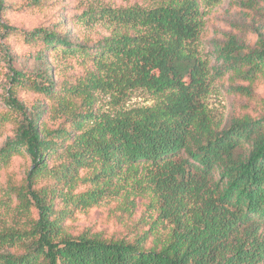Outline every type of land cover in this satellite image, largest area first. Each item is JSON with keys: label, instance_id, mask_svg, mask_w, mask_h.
<instances>
[{"label": "trees", "instance_id": "16d2710c", "mask_svg": "<svg viewBox=\"0 0 264 264\" xmlns=\"http://www.w3.org/2000/svg\"><path fill=\"white\" fill-rule=\"evenodd\" d=\"M221 1L89 10L86 24L115 28L91 44L75 41L69 20L3 25L36 47L40 67L11 68L0 111V187L15 200L13 225L0 226V264H264V112L223 124L206 104L202 5ZM238 5L254 43L230 33L213 46L229 89L249 96L264 79V0ZM13 8L0 0L1 17ZM59 54L83 71L61 77ZM139 89L156 103L126 108ZM15 160L26 163L16 182ZM138 198L149 200L140 216ZM113 201L117 231H74L78 213Z\"/></svg>", "mask_w": 264, "mask_h": 264}, {"label": "rangeland", "instance_id": "374dc122", "mask_svg": "<svg viewBox=\"0 0 264 264\" xmlns=\"http://www.w3.org/2000/svg\"><path fill=\"white\" fill-rule=\"evenodd\" d=\"M14 8L6 12L5 16H0V111L6 109L5 95L9 88V79L12 75L11 68L21 69L28 73H33L40 67L35 55L36 47L26 43L21 34L15 31H5L3 25H14L20 29H30L34 26L47 23L56 19L69 20L68 29L77 43H93L97 39L110 35L114 27L95 22L86 24L83 20L84 13L95 11L102 8H129L134 6L153 7L166 4L170 0H61V3L54 5L52 1L46 0L44 5H31L32 0H11ZM240 0H222L212 7L202 5L205 12L203 21L204 26L199 42V52L202 59L207 61L212 72L211 93L207 97L206 104L212 118L219 123L226 124L232 117L240 113H252L253 115L264 112V79L257 82L256 91L252 95L246 96L233 89H229L228 76L223 77L217 69L222 63L218 58L213 44L215 42L224 43L225 38L230 33L237 34L244 42L254 43L256 37L251 25L250 19L243 14V10L238 5ZM57 3V2H56ZM4 17V18H3ZM263 35H264V25ZM21 31V30H19ZM86 39V40H85ZM80 40V41H79ZM55 64L61 77L69 74L83 71V63L80 59L67 58L58 55ZM214 77V78H213ZM156 103V97L145 90L139 89L131 92L125 100V107H145L152 106ZM101 111H110L112 109L110 97L107 95L100 96L99 103ZM2 138H0V141ZM15 168V170H14ZM8 172L16 179L24 176L26 173V163L15 160V163L9 168ZM6 181V175L2 182ZM142 192V191H141ZM129 193H133L130 192ZM131 194L130 200L140 193ZM118 197L117 201L121 204L123 200ZM8 196L3 194L0 187V226L3 223L13 225V206L8 203ZM149 200L137 199V215L140 216L142 210L146 209ZM117 206L116 201L102 203L100 207H95L88 212L78 213L77 218L72 222L74 231L79 232L86 228H92L100 231L103 229L114 232L119 229L116 221L113 219L111 209Z\"/></svg>", "mask_w": 264, "mask_h": 264}]
</instances>
